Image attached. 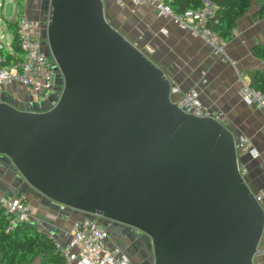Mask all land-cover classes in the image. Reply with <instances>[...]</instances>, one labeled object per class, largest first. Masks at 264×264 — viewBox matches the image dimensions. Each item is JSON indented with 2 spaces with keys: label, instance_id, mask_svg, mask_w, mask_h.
<instances>
[{
  "label": "water",
  "instance_id": "obj_1",
  "mask_svg": "<svg viewBox=\"0 0 264 264\" xmlns=\"http://www.w3.org/2000/svg\"><path fill=\"white\" fill-rule=\"evenodd\" d=\"M106 7L47 0L43 44L60 93L42 109L0 98L12 187L145 233L151 264H258L264 207L233 130L179 108L169 75Z\"/></svg>",
  "mask_w": 264,
  "mask_h": 264
},
{
  "label": "crops",
  "instance_id": "obj_2",
  "mask_svg": "<svg viewBox=\"0 0 264 264\" xmlns=\"http://www.w3.org/2000/svg\"><path fill=\"white\" fill-rule=\"evenodd\" d=\"M28 2L30 14L33 17H41L35 10L32 9V13L30 10V7L34 6L36 9L39 5L34 4V0ZM204 2V6L213 5L208 1ZM3 5L1 4V9ZM257 7L258 3L254 1L251 9L238 20L237 33L229 40L220 38L225 47V52L220 53L171 19L158 16L149 5L133 6L128 2L124 6H118L123 13L129 12L127 29L121 30L140 48L146 50L171 80L180 85L182 91L197 88L202 100L222 113L221 121L233 130L235 136L246 134L252 139L253 146L260 153L259 156L253 158L240 154V160L247 166L246 181L252 190L264 188V115L254 105L242 99L236 70L229 58L238 61L239 67L246 72L250 80L253 70L264 69V61L252 53L255 44H264V18H254ZM3 17L4 29L0 27V41H3L1 39L9 32L11 39L6 43L11 49L13 34L9 31L6 20L12 19V16L8 17L3 13ZM162 28H166V32H162ZM204 78L206 81H203ZM12 94L21 98L24 105L33 100L36 102L34 107L38 109L43 108L39 103L49 98L47 94L36 95L21 85H14L12 89L3 88L0 98ZM11 168L12 165L0 157V192L8 198L21 192L12 187L13 177L9 174ZM35 197L38 203L31 201L33 209L30 221L41 230L52 233L64 247H70L72 222L83 213L68 208L62 209L57 205L47 206L42 204L40 198ZM262 205L264 207V199ZM256 262L264 264V235L256 254ZM24 264H40V258Z\"/></svg>",
  "mask_w": 264,
  "mask_h": 264
},
{
  "label": "built area",
  "instance_id": "obj_3",
  "mask_svg": "<svg viewBox=\"0 0 264 264\" xmlns=\"http://www.w3.org/2000/svg\"><path fill=\"white\" fill-rule=\"evenodd\" d=\"M9 1L14 4L15 17L13 20L18 24L17 31L25 57L20 64L6 65V59L1 51L8 46V43L0 41V91L9 85H21L36 95L50 94L56 86L58 67L53 56L45 51L43 44V29L48 22V14L46 17H33L28 9V0H22V4H19L18 0ZM108 1L104 0L106 5ZM112 1L118 6H124L128 2L133 6L149 5L154 8L158 16L169 18L179 27L191 31L216 52H225L219 35L210 27L211 17L216 9L215 5L188 9L180 14L174 11L166 0ZM161 31L166 32V28H162ZM235 33H237L236 28L232 31V34ZM143 51L147 54L146 50ZM229 61L236 70L242 99L254 105L264 115V92L251 84L249 76L239 67L235 58H229ZM203 81L206 79L204 78ZM171 96L173 102L184 112L199 117H213L221 121L222 113L204 102L197 88L182 91L180 85L172 81ZM235 143L239 158L240 154L250 155L253 158L260 154L253 146L252 139L246 134L235 136ZM239 170L246 177L247 166L241 160H239ZM253 191L256 200L262 203L264 188ZM61 208H66V206L61 205ZM0 209H5L7 214L5 230L11 231L18 221L30 220L33 205L30 195L25 191L11 198L0 192ZM99 218V216L95 218L82 215L75 219L70 230L72 235L70 247H64L52 233H48L50 238H54L56 247L65 258V264H135L119 247L112 245L108 239L107 230L100 223Z\"/></svg>",
  "mask_w": 264,
  "mask_h": 264
},
{
  "label": "trees",
  "instance_id": "obj_4",
  "mask_svg": "<svg viewBox=\"0 0 264 264\" xmlns=\"http://www.w3.org/2000/svg\"><path fill=\"white\" fill-rule=\"evenodd\" d=\"M22 4V0H18ZM177 13L188 9L204 7V0H166ZM216 6L211 17L210 27L220 38L229 40L238 20L251 9L254 1L258 7L254 18H264V0H209ZM9 31L13 34L11 49L7 46L1 51L6 65L20 64L24 60V52L20 45L18 24L15 20H6ZM252 53L264 61V44L257 43ZM251 84L264 92V69L257 68L251 73ZM7 214L0 209V264H24L40 258V264H65V258L55 245L54 238L41 230L32 221H18L11 231H6Z\"/></svg>",
  "mask_w": 264,
  "mask_h": 264
},
{
  "label": "flooded vegetation",
  "instance_id": "obj_5",
  "mask_svg": "<svg viewBox=\"0 0 264 264\" xmlns=\"http://www.w3.org/2000/svg\"><path fill=\"white\" fill-rule=\"evenodd\" d=\"M118 7L112 0L108 1V5ZM47 0H40L38 8L30 7L31 13L33 11L39 13L42 17L47 14L46 12ZM59 85L56 84L54 89L50 92H58ZM47 98L43 101V105H47ZM110 238L116 243L123 252H125L131 261L135 264H151L153 261V251L151 245V239L145 233L127 225L116 224L113 222L108 223Z\"/></svg>",
  "mask_w": 264,
  "mask_h": 264
},
{
  "label": "rangeland",
  "instance_id": "obj_6",
  "mask_svg": "<svg viewBox=\"0 0 264 264\" xmlns=\"http://www.w3.org/2000/svg\"><path fill=\"white\" fill-rule=\"evenodd\" d=\"M1 4H4L3 5V8H2L3 11L1 9ZM34 4L39 5L40 4V0H34ZM106 10H107V13H108V15L110 17V21H112L115 25H117L118 28L123 29V30L126 31V29H127V23L126 22H129L128 21L129 19L127 17V16H129V12L128 13L126 12V14H127L126 15L125 13L122 12V9H119L118 7H115V6L110 5V4L107 5ZM3 13L6 16H8V17L12 16L11 17L12 19L15 17L14 16V5H13V2H11L9 0H0V22H2L0 24V27L2 29H4V23H3L4 22V17H3ZM43 17H46V15H44ZM43 32H44V29H43ZM10 39H11L10 38V33L7 32L6 35L1 40H3L4 42H7V41H10ZM59 77H60V73L58 71L57 79H59ZM7 87L10 88V89H12L13 88V85H9ZM59 87H61V84H60ZM59 93H60V89H59V91L57 93L56 92L51 93V96H56ZM47 96L48 97L50 96L49 93L47 94ZM2 98H5L7 100L16 101L18 103V105L21 106V107H25V108H27V107H33V108H36L37 109V107H34V106H36V102H34L33 100H31V101H29L27 103V105H24V102L22 101V99L19 98V97H16L15 94H12L10 96H4ZM49 98L51 99V97H49ZM39 104L40 105H43V102H40ZM50 104H53V103H52L51 100H48L47 105H50ZM44 106H46V105H43V107ZM25 192H27L30 195L31 201L33 200V202L35 204L38 203V199L35 197L33 190L28 189V190H25ZM83 215H85V214L83 213ZM88 216H93L95 218L96 217L98 218V216H96V215H88ZM99 220H100V223L105 227V229L107 230V233H108L109 232V228H108L109 221H107L106 219H103L101 217L99 218ZM108 239L110 240V242L112 243V245L117 246L116 243L111 240L109 234H108Z\"/></svg>",
  "mask_w": 264,
  "mask_h": 264
}]
</instances>
